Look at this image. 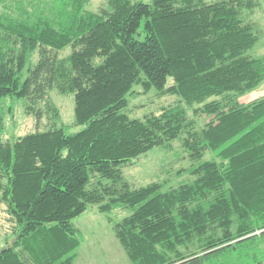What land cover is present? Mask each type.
<instances>
[{
    "label": "trees",
    "instance_id": "trees-1",
    "mask_svg": "<svg viewBox=\"0 0 264 264\" xmlns=\"http://www.w3.org/2000/svg\"><path fill=\"white\" fill-rule=\"evenodd\" d=\"M104 1L93 11L91 0H0V105L11 96L51 120L5 138L0 114L11 223L0 264H74L73 219L93 204L133 264H264V98L239 101L264 81V56L247 53L256 23L243 14L256 1ZM135 85L181 99L131 118ZM54 89L73 95L79 130L62 124ZM195 105L211 116L199 129ZM176 139L191 179L131 189L123 166ZM116 209L130 213L114 219Z\"/></svg>",
    "mask_w": 264,
    "mask_h": 264
},
{
    "label": "rangeland",
    "instance_id": "rangeland-1",
    "mask_svg": "<svg viewBox=\"0 0 264 264\" xmlns=\"http://www.w3.org/2000/svg\"><path fill=\"white\" fill-rule=\"evenodd\" d=\"M255 1L257 3L255 7L245 6L243 9L244 17L256 23L258 35V41L247 53L254 57H262L264 56V0ZM104 3H106L104 0H91L87 8L96 11ZM69 52L70 48L67 47L60 51V56L64 57ZM170 82L172 79H169ZM133 89L134 93L127 95L128 105L124 109L131 118H144L147 115L158 114L162 108L175 104L181 99L177 94L163 95L156 88L143 91L141 85H135ZM50 96L59 109L60 120L66 125L68 132L79 130L81 126L73 125V95L63 94L54 89L50 92ZM258 96L264 98V81L258 88L240 95L239 101L250 102ZM195 107L197 105L190 108L189 116L196 121L195 127L199 129L209 121L211 116L194 114ZM0 114L4 120L3 136L5 138H16L35 130H44L50 126L51 121L44 117L38 122L34 116L26 112L22 100L11 96L1 100ZM210 156L211 154L207 152L205 158ZM191 163L182 139H176L170 146H156L133 159L123 166V174L131 189L139 188L152 181L164 182L167 186L177 185L191 179L186 171ZM129 213L130 211L126 209H116L111 216L119 220ZM73 224L79 228L82 239L74 264H133L118 241L111 223L104 213L99 212L97 205H90L88 210L73 219ZM9 227L11 223L5 212V206L0 203V249L5 245Z\"/></svg>",
    "mask_w": 264,
    "mask_h": 264
},
{
    "label": "crops",
    "instance_id": "crops-1",
    "mask_svg": "<svg viewBox=\"0 0 264 264\" xmlns=\"http://www.w3.org/2000/svg\"><path fill=\"white\" fill-rule=\"evenodd\" d=\"M256 97V96H255ZM261 98H262V96H261ZM256 99H259V96L257 97V98H255V99H253V100H256ZM253 100H251V101H253ZM240 102L241 103H248V102H245V101H243V100H240ZM75 263V262H74Z\"/></svg>",
    "mask_w": 264,
    "mask_h": 264
}]
</instances>
